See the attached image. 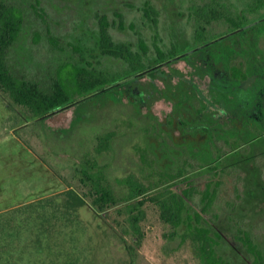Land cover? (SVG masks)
I'll list each match as a JSON object with an SVG mask.
<instances>
[{"label": "rangeland", "instance_id": "obj_1", "mask_svg": "<svg viewBox=\"0 0 264 264\" xmlns=\"http://www.w3.org/2000/svg\"><path fill=\"white\" fill-rule=\"evenodd\" d=\"M6 1L24 14L21 34L9 57L18 76L47 84L59 64L74 62L81 54L96 57L91 60L105 69L126 71L129 66L123 60L91 49L98 12L117 21L111 28L115 40L131 42L140 50L142 35L149 55H156L154 31L142 10L146 0ZM149 1L159 11L160 44L167 49L173 44L181 48L199 45L194 35L200 14L216 17L203 35L201 44L206 46L187 60L163 65L154 78L146 76L124 88L79 98L44 118L0 91V214L70 186L86 191L79 180L86 167L103 170L122 195L125 190L115 183L116 178L134 174L149 184L157 175L153 176L147 163L175 171L189 158L197 167L189 175L199 190L212 178L219 180L211 167L226 171L206 218L222 234L219 254L232 264H253L254 258L236 235L239 229L248 231L264 253V0ZM116 12L124 15V29ZM226 16H233L239 25L227 22ZM233 65L242 67L248 77L242 83L248 89L243 98V91L236 87L233 92L221 90L224 84L232 87L235 82ZM200 128L211 132L213 145L205 147L197 133L190 136ZM106 137L109 140L100 144ZM226 139L242 146L232 150ZM220 146L229 152L217 160ZM175 183L179 184L177 192L186 187L181 178L146 196L145 239L136 264H202L191 239L182 241L185 226L177 230L164 221L159 200L154 198L162 190L166 193V188L175 190ZM199 197H195L196 204ZM119 206L101 214L90 204L82 207L79 225L56 247L59 257L71 264H131L123 243L130 236L117 216ZM11 233L15 244L6 264H44L54 258L55 254L43 249L23 253L27 231L19 236L13 229Z\"/></svg>", "mask_w": 264, "mask_h": 264}, {"label": "trees", "instance_id": "obj_2", "mask_svg": "<svg viewBox=\"0 0 264 264\" xmlns=\"http://www.w3.org/2000/svg\"><path fill=\"white\" fill-rule=\"evenodd\" d=\"M142 10L144 16L150 20L154 31L155 56L149 55L150 48L142 35L139 36L140 50L135 49L131 42L115 40L111 28L116 25L117 21H111L107 14L98 12L96 14L98 30L95 32V47L91 49L98 50L101 56L121 59L128 64L129 68L122 73L111 71L98 65L100 62L97 61L98 64L93 62L91 60L93 56L89 58L81 54L80 58L74 62L59 64L51 81L43 84L37 80L18 76L11 69L9 57L12 47L21 34L24 14L20 7L6 0H0V91L6 94L12 102L25 107L35 116L48 117L65 109L79 98L106 93L115 88H124L146 76L154 78L163 65H171L182 59L187 60L191 55H196L201 47L206 46L201 43L204 33L210 31L207 25L216 19V17H202L200 14L202 21L197 19L200 21L197 23L194 35V41L199 42V45L193 43L187 48H181L173 44L167 49L160 44L162 40L159 32V11L149 0L145 1ZM115 15L119 19V27L124 29V15L121 12H116ZM224 18L232 25H239L233 16ZM130 28L135 29V26L130 25ZM51 41L56 43L54 39ZM231 76L235 82L232 81V87L224 84L221 88L222 92H233L236 87L237 91H243L240 94L243 98L248 90L244 89L242 84L248 80L247 74L242 67L233 65ZM195 133L203 137L205 147L214 144V136L208 129L200 128L194 133L191 132L190 136ZM104 140L101 138L100 144H105L109 137ZM224 142L231 145L232 150L242 146L237 140L229 142L226 139ZM142 151L143 161L147 163V152L144 149ZM218 152L220 154L217 160H221L229 151L220 146ZM147 164L153 168V176L157 175L155 178L157 180L147 184L138 180L134 174L118 177L115 183L125 190L122 195L112 181L107 179L103 170L95 171L93 167H86L80 171L79 179L82 190L86 191H79L70 186L49 197L24 203L1 213L0 264H6V258L15 244V241H10L12 229L18 233V236L27 231V239L22 248L23 253L33 249L36 253L39 249H43L47 250L48 254H55L51 261L44 262V264H71L70 260H62L59 257L60 254L57 253L56 247L66 238V233L71 228L79 225V210L87 204H90L98 214L120 205L116 213L121 219L120 223L126 226L125 234L130 236L131 240L124 237L123 243L130 263L136 264L138 248L145 239L143 221L147 214L143 206L147 202V194L164 187L167 183L171 185L181 178L186 182V187L180 192L176 191L179 184L175 183L173 184L176 187L175 190L166 188V193L162 190L158 197H154L159 200L161 218L171 223L177 230L185 226L182 241H186L187 238L191 239L202 264H232L218 253L217 247L220 245L222 234L212 226V221L206 218V215L213 210L222 179L227 176L226 171L223 168L211 167L210 170L215 171L214 176L217 175L219 180L214 181L212 178L203 190H199L193 184V177L189 175L192 170L197 169L195 163L189 158L184 159L182 165H179L175 171L157 169L153 166V162ZM198 168L202 169L204 166ZM198 194H200L199 203L196 204L195 197ZM149 198L151 200L153 196ZM17 218L20 220L18 221ZM238 232L236 238L254 258L253 264H264V253L254 242L250 233L243 229H239Z\"/></svg>", "mask_w": 264, "mask_h": 264}]
</instances>
